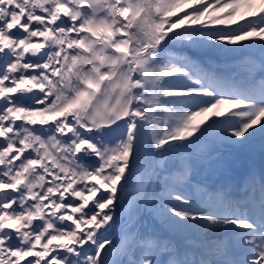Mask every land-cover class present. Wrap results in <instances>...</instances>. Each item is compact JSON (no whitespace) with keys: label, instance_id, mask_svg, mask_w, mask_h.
Instances as JSON below:
<instances>
[{"label":"snow or ice","instance_id":"obj_1","mask_svg":"<svg viewBox=\"0 0 264 264\" xmlns=\"http://www.w3.org/2000/svg\"><path fill=\"white\" fill-rule=\"evenodd\" d=\"M0 264H264V0H0Z\"/></svg>","mask_w":264,"mask_h":264},{"label":"bare ground","instance_id":"obj_2","mask_svg":"<svg viewBox=\"0 0 264 264\" xmlns=\"http://www.w3.org/2000/svg\"><path fill=\"white\" fill-rule=\"evenodd\" d=\"M257 155H258V153H257L255 156L251 157V158H249L248 155H246V157L242 155V156L239 157L238 159H239L242 163H253V158H255ZM254 164L257 166L256 163H254Z\"/></svg>","mask_w":264,"mask_h":264}]
</instances>
